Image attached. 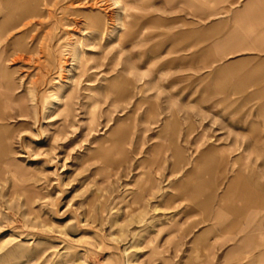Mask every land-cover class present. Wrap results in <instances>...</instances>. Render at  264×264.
Returning a JSON list of instances; mask_svg holds the SVG:
<instances>
[{"label": "rangeland", "instance_id": "374dc122", "mask_svg": "<svg viewBox=\"0 0 264 264\" xmlns=\"http://www.w3.org/2000/svg\"><path fill=\"white\" fill-rule=\"evenodd\" d=\"M171 16L170 0H0V264H251L210 215L232 169L264 185V154L242 148L264 133L258 83L230 73L264 69L223 59L212 89L218 60Z\"/></svg>", "mask_w": 264, "mask_h": 264}, {"label": "crops", "instance_id": "0c3cea01", "mask_svg": "<svg viewBox=\"0 0 264 264\" xmlns=\"http://www.w3.org/2000/svg\"><path fill=\"white\" fill-rule=\"evenodd\" d=\"M170 4L172 26L186 27L185 41L202 42L204 58L218 60L219 76L215 75L210 80L212 89L223 91L228 87V75L222 70L223 59H236L235 65L239 66L254 58L259 60L254 67L264 69V0H170ZM5 21L6 24L14 23ZM230 73L238 74L243 85L247 82L258 83V89L248 97L263 100L258 106L261 108L259 115L264 117V71ZM246 74L251 75L247 78ZM202 80L205 86L208 85L207 76L204 75ZM225 148L222 144L209 145L201 154L204 157L208 154L217 156ZM242 148L264 154V133L252 126L249 142ZM215 159L214 170L219 171L224 159ZM231 171H234L233 175L230 172L223 186L213 184L222 189L213 205L210 219L231 233L229 243L236 242L226 248V255L240 253L244 258H250L251 264H264V240L258 242L256 239L264 234V185L256 181L257 176L253 174L239 169ZM255 216L263 218L262 225H242L243 220ZM205 231L214 233L211 228Z\"/></svg>", "mask_w": 264, "mask_h": 264}, {"label": "bare ground", "instance_id": "6f19581e", "mask_svg": "<svg viewBox=\"0 0 264 264\" xmlns=\"http://www.w3.org/2000/svg\"><path fill=\"white\" fill-rule=\"evenodd\" d=\"M108 19H109V18H108ZM100 24H101V20H100V19H98V21H96V27H97L98 25H100ZM72 57H73V60H76V59H77V57H78V56H77V53H76L75 55L73 54V56H72Z\"/></svg>", "mask_w": 264, "mask_h": 264}]
</instances>
